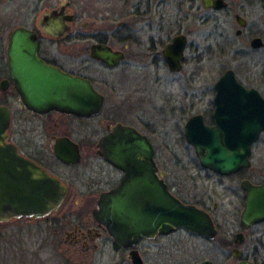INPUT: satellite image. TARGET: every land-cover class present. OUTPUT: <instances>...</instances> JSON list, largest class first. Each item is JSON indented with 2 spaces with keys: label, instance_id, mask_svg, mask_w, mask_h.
I'll return each mask as SVG.
<instances>
[{
  "label": "flooded vegetation",
  "instance_id": "flooded-vegetation-1",
  "mask_svg": "<svg viewBox=\"0 0 264 264\" xmlns=\"http://www.w3.org/2000/svg\"><path fill=\"white\" fill-rule=\"evenodd\" d=\"M42 1L23 0L19 9H13L8 14V0H0V107L9 112L5 142L15 148L19 158L58 180L66 188V194L61 206L47 217H21L8 221V224L21 220L46 221L67 205L71 214L60 220L61 225L55 223L57 234L65 236L63 242L68 241L70 245L88 251L97 249L99 245H110L113 252L119 255L118 264H264V208L257 215L256 212L246 213L244 207L248 196L245 186L259 188L264 185V175H258L260 171L253 169L252 165L253 145L264 131L250 147L249 167L228 175L201 167L193 147L184 137L185 126L194 117H200L206 127L214 126L212 115L215 111L216 84L226 72H232L242 88L254 90L264 99V70L255 87L240 80L232 69H226L213 85L204 90L195 86L201 74L200 54L196 55V63L194 58L188 59L187 56L189 38L181 22L188 21V13L161 20L165 23L156 31L159 39L149 36V45L145 46L140 37L132 32L94 31L84 34L78 30L70 31L78 18L68 12L69 3L63 5V13L72 16V19L66 24L68 30L65 35L58 37L57 19L44 18L46 13L41 9ZM30 2L32 4L29 5ZM194 3L195 0H180L177 4L192 6ZM198 4L196 14L192 15L197 21L204 19L202 15L205 13L216 16L219 45L215 53L220 56L227 54L234 59L248 53L256 54L259 64L264 63V35L253 29L250 24L252 11L246 9L259 6L264 21L262 0H242V4L218 0V7L209 9L203 7L201 0ZM61 7L48 13L59 11ZM124 26V22L119 23L117 28L123 29ZM83 27L87 25L83 24ZM231 27L234 42L230 40ZM15 29H24L32 34L37 45L36 57L41 62L90 86L101 98L96 114H66L55 110L39 113L23 103L16 88L17 82L11 75L8 56L11 34ZM179 37L184 39V46L179 67L176 65L178 70L173 71L163 52ZM254 40L259 41L256 48L252 47ZM62 43L69 45L67 61L64 62L58 52ZM94 46L106 47L112 54L118 55L117 63L110 66L97 59L92 54ZM63 49L66 52L68 48ZM169 53L167 56L173 59L174 56ZM189 60L194 64H190L193 69L187 72ZM159 70L163 73L161 76ZM175 75L183 76L181 86L184 85V90L175 97L167 89L158 92L157 88L165 87L167 78ZM156 100L161 103L159 106ZM141 104H145L147 109L142 111ZM197 107L199 111L194 110ZM177 115L183 121V144L192 148L199 167L209 175H174L171 163L157 157L155 146H172L171 139L167 141L168 131L162 128L159 119H166L167 125V121ZM118 126L146 138L151 146L153 168L148 175L149 190L155 189L159 181L182 205L194 207L205 214L211 222L207 232L196 234L176 228L168 234L142 237L131 243L129 248L113 249V239L106 232V227L94 219L93 211L98 209L100 197L115 190L126 176L125 171L105 158L107 153L100 148L114 145L109 140H103L113 136ZM60 141L66 143L67 162L55 156L54 146ZM74 151L77 159L73 157ZM227 197L231 207L222 208ZM215 198L219 199V203Z\"/></svg>",
  "mask_w": 264,
  "mask_h": 264
},
{
  "label": "water",
  "instance_id": "water-1",
  "mask_svg": "<svg viewBox=\"0 0 264 264\" xmlns=\"http://www.w3.org/2000/svg\"><path fill=\"white\" fill-rule=\"evenodd\" d=\"M201 3L205 9L218 7V0H201ZM47 17L57 19V36H64L72 16L63 13V5L59 11L46 13L44 18ZM258 45V40L252 42V47ZM183 46L184 39L179 37L163 52L173 71L178 70ZM36 51L31 33L24 29L13 31L8 49L9 65L23 103L39 113L55 110L66 114H96L101 98L90 86L44 64L36 57ZM169 51L173 59L167 56ZM92 54L110 66L119 59L103 46H94ZM216 90L214 126L206 127L200 117H194L186 124L184 137L193 147L201 167L228 175L250 165V147L264 131V99L256 91L242 88L230 71L217 82ZM8 126V109L0 107V224L21 217H47L63 203L66 188L45 171L18 157L15 148L5 142ZM103 141L114 143L100 146L107 153L105 158L126 172L120 185L101 196L98 209L93 211L94 219L106 227L113 239L115 251L129 248L142 237L168 234L176 228L196 234L211 228L205 214L182 205L159 181L155 189L149 190L148 175L153 164L152 149L146 138L118 126L113 136ZM64 142L54 146V153L67 162L69 154ZM73 157L77 159L75 151ZM245 190L248 193L245 212L259 215L264 208V185L259 188L246 185Z\"/></svg>",
  "mask_w": 264,
  "mask_h": 264
},
{
  "label": "rangeland",
  "instance_id": "rangeland-1",
  "mask_svg": "<svg viewBox=\"0 0 264 264\" xmlns=\"http://www.w3.org/2000/svg\"><path fill=\"white\" fill-rule=\"evenodd\" d=\"M10 1H13L10 3ZM31 1V0H30ZM180 0H43L41 9L45 13L57 9L59 6L69 3L68 12L76 15L77 22L71 26L70 31L78 30L84 34L94 31L116 33L117 31L132 32L145 46H148L149 36L159 39L158 27L164 25L161 20H167L168 16H181L188 13L190 16L184 25V31L189 38L190 49L187 52L188 59H193L196 63V55L200 54L201 74L195 86H201L204 90L215 82L226 69H232L240 80L252 86L257 85V79L264 70V63L260 65L258 56L247 54L241 55L237 59L228 56H220L215 53L219 45V30L215 27L216 16L212 13H205L204 19L196 20L192 15L196 14L198 0L191 5H178ZM237 4H242V0ZM23 0H8V14L11 10L19 9ZM32 4L31 2L29 5ZM247 11H252L253 18L250 19L251 26L257 33L264 35V21L261 19L260 7H247ZM250 9V10H249ZM249 21V22H250ZM125 23L123 29H118L119 23ZM86 24L87 27H83ZM175 25H179L176 23ZM174 25V26H175ZM164 26L160 29L162 30ZM233 27L230 28V40H233ZM228 35V34H227ZM113 36H116L114 34ZM67 37L66 41H68ZM63 48H68L66 52ZM197 50H196V49ZM68 43H62L58 50L61 60L67 61ZM264 58V57H263ZM257 60V62H256ZM189 60L186 66L187 72L193 69L194 64ZM256 64V65H255ZM67 65V62H66ZM160 76L163 74L159 70ZM183 76H171L167 78L166 86L158 87V92L167 89L168 93L176 96L183 91L181 80ZM193 86V87H195ZM157 92V93H158ZM190 93V91H189ZM156 105L161 103L156 100ZM141 109L146 110L145 104H141ZM199 111V108H195ZM158 115V114H157ZM158 117V116H157ZM159 117L157 118V120ZM162 121V128L168 131L167 141L171 139L172 146H155L157 157L171 163L173 174L176 175H209L203 171L195 158L190 146H185L182 140L183 121L177 115L170 119L166 125V119ZM166 125V126H165ZM165 126V127H164ZM254 154L253 169L258 170V175H264V134L253 145ZM219 203V199H214ZM229 197L224 200L222 208L229 206ZM78 202V201H77ZM69 205V204H68ZM231 207V205L229 206ZM71 214L70 208L66 207L51 216L49 220L31 221L21 220L15 223L0 224V264H118L119 255L113 252L110 245H99L97 249L90 251L80 247L76 248L68 241L63 242L65 236L56 232L57 226L61 225L64 216ZM70 216V215H69Z\"/></svg>",
  "mask_w": 264,
  "mask_h": 264
}]
</instances>
